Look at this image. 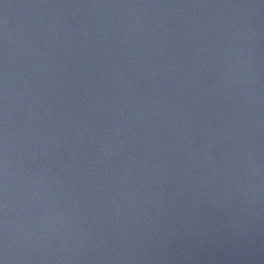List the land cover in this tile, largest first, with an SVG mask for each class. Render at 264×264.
Returning a JSON list of instances; mask_svg holds the SVG:
<instances>
[{"label":"water","instance_id":"obj_1","mask_svg":"<svg viewBox=\"0 0 264 264\" xmlns=\"http://www.w3.org/2000/svg\"><path fill=\"white\" fill-rule=\"evenodd\" d=\"M0 264H264V0H0Z\"/></svg>","mask_w":264,"mask_h":264}]
</instances>
